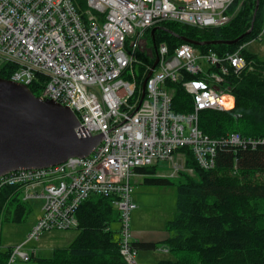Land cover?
Returning <instances> with one entry per match:
<instances>
[{"label":"built area","instance_id":"1","mask_svg":"<svg viewBox=\"0 0 264 264\" xmlns=\"http://www.w3.org/2000/svg\"><path fill=\"white\" fill-rule=\"evenodd\" d=\"M235 1L240 6L244 0H85L87 10L81 15L72 0H0V65L12 66L9 79L28 85L42 76L39 97L73 111L79 122L74 129L78 138L102 134L88 156L0 176V189L11 185L22 200L43 202L40 217L6 264H13L17 255L28 261L30 255L22 247L44 232L77 227L76 210L92 195L112 198L120 215L121 254L128 264H139L130 227L136 207L131 179L137 167L173 161L178 148L189 146L197 164L210 169L219 146L263 142L237 132L212 138L197 125L199 110L227 109L223 98L230 96L219 85L228 72L224 62L235 73L252 68L242 46L219 58L189 43L173 52L161 43L144 98L139 105V99L132 101L136 88L132 64L138 50L149 51L147 30L162 20L201 28L224 25L235 13L229 12ZM263 35L264 30L256 39ZM203 60L205 79L182 83L194 97V110L174 112L167 82L180 79L181 71L202 74ZM214 66L218 71L211 70Z\"/></svg>","mask_w":264,"mask_h":264},{"label":"trees","instance_id":"2","mask_svg":"<svg viewBox=\"0 0 264 264\" xmlns=\"http://www.w3.org/2000/svg\"><path fill=\"white\" fill-rule=\"evenodd\" d=\"M79 14L84 15L85 0H72ZM256 0L235 1L229 12H235L224 25L196 27L171 20H162L155 26L154 47L165 44L170 52L192 40H233L251 25ZM150 30L146 36L150 41ZM264 30V0H259L252 30L236 43L194 46L199 52H212L222 58L239 50L252 65L235 73L228 62V72L219 85L233 96L229 109L204 108L198 111V128L212 138H221L237 132L255 145L219 146L214 166L201 168L189 146L178 148L182 154V169L176 180L160 175L159 162L137 167L135 173L145 184L175 186L176 203L173 218L164 224V237L159 241L133 240L138 251L157 250L160 246L170 253L183 252L177 259H161L157 264H264V58L246 49V44L262 35ZM261 40V39H260ZM151 42L148 43V45ZM152 50L136 52L132 64L136 88L132 101H138L142 82L154 61ZM4 65V66H3ZM3 67V68H2ZM0 77L9 79L12 66L0 65ZM211 70L218 71L214 66ZM175 82H167L172 90V110L187 114L194 110V97L183 87L187 79H205L204 74L182 73ZM39 96L43 77L27 85ZM191 170V172H190ZM137 208V205L135 209ZM134 209V210H135ZM28 213L24 200L15 187L0 189V226L3 221H22ZM78 233L65 247H55L50 256H30L38 264H128L120 251L118 222L120 215L111 197L92 195L84 199L76 210ZM12 248L0 249V264H6ZM137 254V253H136Z\"/></svg>","mask_w":264,"mask_h":264},{"label":"water","instance_id":"3","mask_svg":"<svg viewBox=\"0 0 264 264\" xmlns=\"http://www.w3.org/2000/svg\"><path fill=\"white\" fill-rule=\"evenodd\" d=\"M258 6L256 0L250 28L233 40L181 39L193 46L236 43L252 30ZM158 28L150 30L154 61L142 82L138 105L144 98L146 81L158 63L154 47V32ZM78 124L76 115L67 106L41 99L27 85L0 77V176L19 169L48 168L70 157L88 156L100 144L102 134L78 138L74 132Z\"/></svg>","mask_w":264,"mask_h":264},{"label":"rangeland","instance_id":"4","mask_svg":"<svg viewBox=\"0 0 264 264\" xmlns=\"http://www.w3.org/2000/svg\"><path fill=\"white\" fill-rule=\"evenodd\" d=\"M151 40V39H149ZM150 41H148L149 43ZM147 43V44H148ZM151 44V43H150ZM149 44V46H150ZM151 46L149 47V49ZM144 49V48H141ZM246 49L249 52L255 53L261 58H264V35L261 40H253L246 44ZM201 61L204 72L206 73V66H204ZM172 91V90H171ZM229 94L228 90L223 91ZM226 98L231 99L226 96ZM225 105V104H224ZM229 109V108H227ZM183 156L182 154H177L174 156L173 161H159V167L162 169L160 175H168L169 177L176 180V172L178 169H182ZM176 166V167H175ZM191 172V170H190ZM132 182V200L137 205V208L131 212L130 227L131 232L140 231L144 228L146 231L150 229H159L164 226V224L173 218L175 212L176 203V188L175 186H154L145 184L143 182V177L135 175L131 179ZM24 203L28 209V213L25 218L20 222L14 221H3L0 226V249H6L11 247L12 251L20 245L27 237L29 230L33 227L37 219L41 215L42 199H28L24 200ZM78 229L70 228L65 230H51L44 232L38 240H32L24 244L22 249L28 253L31 250L37 252V256L42 257L43 254L50 256L51 251L49 247L68 246L77 235ZM138 234V233H137ZM132 240H134V235L132 233ZM33 248V249H32ZM166 248L160 246L157 250L151 251H138L136 254V260L139 264L140 255H149L154 260L161 259H177L181 256L183 252L177 253H167ZM159 258V259H158ZM13 264H38L35 260L30 259L28 261L22 260L18 255L15 257Z\"/></svg>","mask_w":264,"mask_h":264},{"label":"crops","instance_id":"5","mask_svg":"<svg viewBox=\"0 0 264 264\" xmlns=\"http://www.w3.org/2000/svg\"><path fill=\"white\" fill-rule=\"evenodd\" d=\"M230 97L233 100V97L232 96H230ZM130 220H131V216H130ZM141 229L142 230H140V231H133L132 232L133 235H134V241L135 240H141V241H143V240L144 241H159V240H161L164 237V226L162 228H159V229H150V228H148L146 231L144 230V228H141ZM55 247H59V246H53V247L51 246V247H49L50 251H52V249L55 248ZM28 254L29 255H32V256H37L36 249H35V251L34 250L33 251L31 250V252L28 253ZM164 254H169V253L167 252V253H164ZM139 255H140V262H141V264H157L158 261H159V260L152 259L149 255H146L144 253H143V255H141V254H139ZM43 256L47 257L44 254H43Z\"/></svg>","mask_w":264,"mask_h":264},{"label":"bare ground","instance_id":"6","mask_svg":"<svg viewBox=\"0 0 264 264\" xmlns=\"http://www.w3.org/2000/svg\"><path fill=\"white\" fill-rule=\"evenodd\" d=\"M213 26H220V25H213ZM213 26H211V27H213ZM232 101H233L232 99H228V98H226V96H224V98H223V103L225 104L226 107H230L232 105Z\"/></svg>","mask_w":264,"mask_h":264}]
</instances>
